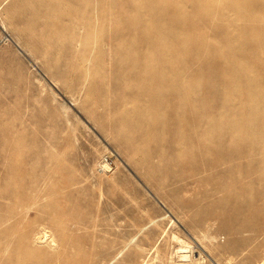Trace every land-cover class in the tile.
Here are the masks:
<instances>
[{
  "label": "rangeland",
  "instance_id": "obj_1",
  "mask_svg": "<svg viewBox=\"0 0 264 264\" xmlns=\"http://www.w3.org/2000/svg\"><path fill=\"white\" fill-rule=\"evenodd\" d=\"M175 1L163 4L172 7ZM104 5L100 0H0V218L9 217L0 231L14 223V241L24 234L28 243L43 228L52 232L55 244L38 246L43 256L20 254L22 264H181L179 247L187 241L194 256L199 250L205 255L204 264H264L258 262L264 256L260 238L238 239L231 229L213 225L208 233L215 230L218 245L214 246L192 234L197 230L195 212L196 218L209 211L220 214L217 225L230 222L239 211L255 212L256 204L247 208L244 202L249 196L256 200L260 181L253 191L216 193L184 212L188 199L200 198L203 187L182 191L181 184L206 175L207 171L197 173L203 159L192 161L189 155H175L169 149L167 141L175 127L165 114L170 108L158 104L147 91L133 93L148 81L129 77L128 65L117 60L122 49L114 51L104 43L107 31H114L105 26L107 19H100ZM85 8L90 19L81 10ZM216 11L208 25L200 14L192 15L200 18L197 27L211 37L218 31L212 24L220 17ZM229 11L225 16L232 17L226 23H242ZM259 16L256 22H264V9ZM100 24L101 30H92ZM142 25L151 31L148 23ZM257 30L237 29L233 39L252 42L262 35L261 28ZM241 45V50L234 46L238 58L256 70L264 69V45ZM206 54L214 55L212 50ZM190 64L192 68L198 63ZM210 79L218 83L216 75L208 72L193 79L194 87L200 89ZM205 96L213 101L219 97ZM237 103L263 117L258 134L264 146L263 104L252 99ZM211 109L207 106L203 119ZM125 112L128 123L120 121ZM154 149L162 152L159 162ZM239 197L242 208L235 206ZM207 201L212 203L204 206ZM18 213L21 224L16 221ZM10 232L0 237V257L12 252L3 251ZM12 253L16 261L17 253Z\"/></svg>",
  "mask_w": 264,
  "mask_h": 264
},
{
  "label": "bare ground",
  "instance_id": "obj_2",
  "mask_svg": "<svg viewBox=\"0 0 264 264\" xmlns=\"http://www.w3.org/2000/svg\"><path fill=\"white\" fill-rule=\"evenodd\" d=\"M100 1L105 3L100 19L103 21L107 19L109 24L105 22V26L108 29H114L113 32L107 31L104 43L109 47L108 49L114 51L122 49L117 60L128 65L129 70L126 71V74H129V77H141L148 81V85L139 87L133 93L147 91L154 96L158 104L170 108V111H166L165 114L169 116V121L172 119L175 127L170 130L171 138L167 141L169 149L175 155L181 153L189 155L192 161L197 158L203 159L204 166L197 173L207 171L206 175L195 176L190 182L186 181L181 184L182 191L183 189L188 191L203 187L200 198L188 199L184 212L186 213L191 208L193 209V206L205 201V197L216 193L238 195L240 191H253L256 181H260L256 200L255 196H249L244 202L247 208L256 204L255 212L250 210L240 213L239 211L238 215L230 222L221 221L218 225L216 219L221 216L220 214L209 211L204 218H196L198 213L195 212L193 219L197 230H192L194 237L199 240L208 239L211 244L217 246L215 230L208 233V230L215 225L216 229H231L239 237L238 239L246 238L248 241H253L260 238L261 242H264V212L262 211L264 209V176H262L264 173V146L261 144L258 134L259 126L263 125V117L261 114L257 117L253 112L244 110L237 103L238 100L242 103L246 99H252L264 106V69L256 70L242 57L238 58L240 55L234 51L237 48L241 50L243 48L241 44L264 45V22H256L260 17L259 12L264 9V0H225L223 3H220L221 0H176L172 7H166L165 3L163 4L164 0ZM214 9L217 10L216 12L221 18L217 17L215 23H212L218 28V31H214V35L211 37L204 33V28L197 27L200 18L194 19L192 15L200 14L201 21L203 20L208 25ZM81 10L84 14L88 13L90 19L91 13L87 11L88 8ZM229 10L244 22L236 24L232 21L233 25L231 22L226 23L225 20L229 21L232 17L225 16ZM247 19L250 20L247 21ZM236 20L238 21V19ZM142 22L148 23L151 31H147ZM90 27L91 21L89 20L87 28L91 29ZM241 28L250 31H258L257 29L261 28L262 35L249 43L233 39L238 34L237 29ZM99 29H102L101 24L94 25L92 30ZM208 29L210 30V28ZM196 37L200 41H192ZM185 50L191 54L186 56ZM211 50L214 55L207 56L206 52ZM196 61L197 66L191 68L190 63ZM208 72L216 75L218 83L210 79L203 82L200 89H196L193 79ZM207 93L219 97L214 101L212 98L205 99ZM170 97L171 99H168ZM210 105L212 109L207 112V119H203L202 115L206 117L205 109ZM190 112L195 114L192 115ZM128 116L127 112L123 113L120 121L128 123L130 121ZM216 122L223 125L216 127L214 126ZM118 123L115 121V124ZM162 147L165 149L166 144H163ZM152 153L157 156L159 162L162 152L157 154V150L154 149ZM228 162L230 164L226 165ZM175 178L181 180L180 177ZM211 203L212 201L209 203L207 201L203 205ZM242 205V199L239 197L235 206L242 208ZM24 212L23 210V214ZM8 218H0V227H3ZM19 219L20 217L16 218V221ZM9 226L5 232L0 231V237L11 231V238L8 237L3 251L11 249L12 252L17 253V259L15 261V254L9 252L5 257H0V264H22V257L21 261L19 260L20 254L43 256L44 253L38 246L44 243L52 247L55 244L52 232H48L44 228L38 236H34L33 242L30 241L37 247L30 246L24 234L22 237L20 236V241L18 239L14 241L12 237L14 223H9ZM248 231H251L249 235L244 237V234L240 235V233ZM17 233H19V228ZM173 236L179 238L177 234H173ZM180 242L185 243V240L180 239ZM189 243L187 241L185 245L182 244L179 247L182 252L179 253V256L183 259L181 264H204L205 255L199 250V256H194V247ZM199 244L205 245L206 243L200 241ZM42 249L46 250L45 247ZM122 249L123 247L118 249L113 256H116L117 253L119 255ZM262 252L264 254V244ZM263 259L264 256H261L258 262L264 261Z\"/></svg>",
  "mask_w": 264,
  "mask_h": 264
}]
</instances>
